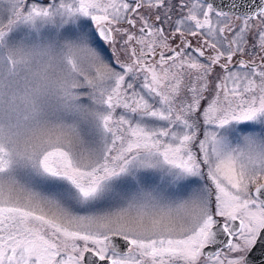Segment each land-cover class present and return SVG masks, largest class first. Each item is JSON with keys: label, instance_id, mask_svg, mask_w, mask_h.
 Wrapping results in <instances>:
<instances>
[{"label": "snow or ice", "instance_id": "snow-or-ice-1", "mask_svg": "<svg viewBox=\"0 0 264 264\" xmlns=\"http://www.w3.org/2000/svg\"><path fill=\"white\" fill-rule=\"evenodd\" d=\"M0 264H264V0H0Z\"/></svg>", "mask_w": 264, "mask_h": 264}, {"label": "water", "instance_id": "water-1", "mask_svg": "<svg viewBox=\"0 0 264 264\" xmlns=\"http://www.w3.org/2000/svg\"><path fill=\"white\" fill-rule=\"evenodd\" d=\"M224 2V0H216L217 4H222Z\"/></svg>", "mask_w": 264, "mask_h": 264}, {"label": "flooded vegetation", "instance_id": "flooded-vegetation-1", "mask_svg": "<svg viewBox=\"0 0 264 264\" xmlns=\"http://www.w3.org/2000/svg\"><path fill=\"white\" fill-rule=\"evenodd\" d=\"M191 39L193 40V43L195 44L197 38H191Z\"/></svg>", "mask_w": 264, "mask_h": 264}]
</instances>
